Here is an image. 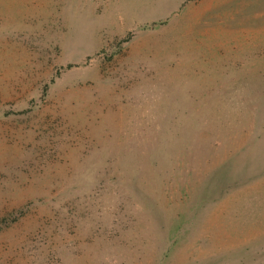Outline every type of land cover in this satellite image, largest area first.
Masks as SVG:
<instances>
[{
	"label": "rangeland",
	"instance_id": "1",
	"mask_svg": "<svg viewBox=\"0 0 264 264\" xmlns=\"http://www.w3.org/2000/svg\"><path fill=\"white\" fill-rule=\"evenodd\" d=\"M0 264H264V0H0Z\"/></svg>",
	"mask_w": 264,
	"mask_h": 264
},
{
	"label": "trees",
	"instance_id": "2",
	"mask_svg": "<svg viewBox=\"0 0 264 264\" xmlns=\"http://www.w3.org/2000/svg\"><path fill=\"white\" fill-rule=\"evenodd\" d=\"M221 166H222V165H221ZM221 166H219V167H221ZM217 170H218V169H217ZM217 170H216V171H217ZM216 171H215V172H216ZM234 175H235V174H230V169H229V171L227 172V174H226L225 176L228 177V178H231V177H233ZM219 184H220V183L217 182V184L215 185L216 188H217V190H218V194H217V195L221 194V193H220V188H221V187H219ZM217 190H216V191H217Z\"/></svg>",
	"mask_w": 264,
	"mask_h": 264
}]
</instances>
